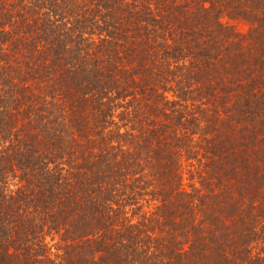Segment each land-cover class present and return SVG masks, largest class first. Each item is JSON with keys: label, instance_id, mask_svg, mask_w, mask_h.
Returning <instances> with one entry per match:
<instances>
[{"label": "trees", "instance_id": "trees-1", "mask_svg": "<svg viewBox=\"0 0 264 264\" xmlns=\"http://www.w3.org/2000/svg\"><path fill=\"white\" fill-rule=\"evenodd\" d=\"M0 264H264V0H0Z\"/></svg>", "mask_w": 264, "mask_h": 264}, {"label": "rangeland", "instance_id": "rangeland-1", "mask_svg": "<svg viewBox=\"0 0 264 264\" xmlns=\"http://www.w3.org/2000/svg\"><path fill=\"white\" fill-rule=\"evenodd\" d=\"M235 26H236V28H237V30L239 31V32H242V33H244V32H246V30H247V27H246V25L245 24H243V23H233Z\"/></svg>", "mask_w": 264, "mask_h": 264}]
</instances>
